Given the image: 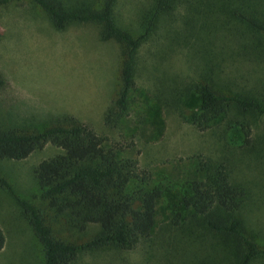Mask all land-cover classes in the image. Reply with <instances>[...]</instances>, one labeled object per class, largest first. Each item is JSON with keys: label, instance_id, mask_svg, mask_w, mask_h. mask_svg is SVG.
I'll return each instance as SVG.
<instances>
[{"label": "rangeland", "instance_id": "obj_1", "mask_svg": "<svg viewBox=\"0 0 264 264\" xmlns=\"http://www.w3.org/2000/svg\"><path fill=\"white\" fill-rule=\"evenodd\" d=\"M153 1L116 0L117 23L139 32L140 16ZM204 13L192 11L187 0H179L161 17L138 51L129 110L120 127L110 129L104 125L103 115L120 87L118 44L102 42L97 27L89 23L56 29L30 0L0 6V72L6 79L0 87V125L42 127L65 113L81 119L129 150L141 168L151 171V184L163 191L159 225L181 210V198L188 193L187 180L198 158L223 160L233 182L251 194L245 219L264 244V115L252 126L248 145L236 126L225 124L226 116L205 130L183 117L198 103L190 85L213 66L211 77L216 81L225 84L231 79L238 87L264 94V56L257 59L239 48L243 26L224 17L207 18ZM60 151L48 143L23 160L0 161V172L15 191L0 188V225L6 236L0 264H43L42 247L16 196L44 207L33 170ZM52 227L59 237L77 241L89 239L96 230L69 232L62 222ZM159 228L151 241L133 249L84 251L71 264H180L182 258L192 256L196 249L192 242L163 225ZM253 264H264V259Z\"/></svg>", "mask_w": 264, "mask_h": 264}, {"label": "trees", "instance_id": "obj_2", "mask_svg": "<svg viewBox=\"0 0 264 264\" xmlns=\"http://www.w3.org/2000/svg\"><path fill=\"white\" fill-rule=\"evenodd\" d=\"M12 1L21 0H0V6ZM30 1L41 8L56 29L89 23L97 27L102 42L118 44L120 87L104 112L103 122L107 128H119L136 86L138 51L161 17L169 14L179 0H154L140 16L139 32L117 23L116 0ZM187 1L192 11H206L207 18L224 17L243 26L239 48L257 59L264 56V0ZM212 68L190 85L198 103L183 115L184 120L205 130L226 116L225 124L236 126L248 145L252 126L264 115V94L238 87L231 79L225 84L216 81L211 77L215 73ZM5 83L0 72V87ZM48 143L61 151L40 161L33 170L44 207L16 196L24 219L42 247L43 264H71L84 251L109 247L130 250L151 241L162 225L196 247L180 264H253L264 259V244L255 238L245 219L251 194L233 182L225 161L198 158L187 180L188 193L181 198V210L159 225L158 204L163 191L151 184V171L141 168L129 150L81 119L65 113L42 127L0 125V161L23 160ZM0 188L15 193L1 172ZM58 222L64 223L69 232L84 233L91 227L96 230L89 239L68 240L55 234L52 225ZM5 242L0 225V251Z\"/></svg>", "mask_w": 264, "mask_h": 264}]
</instances>
